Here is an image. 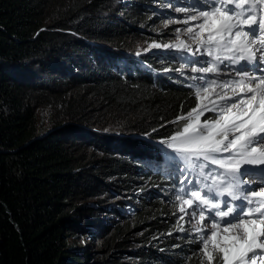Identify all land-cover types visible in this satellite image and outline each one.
I'll list each match as a JSON object with an SVG mask.
<instances>
[{"label":"trees","instance_id":"trees-1","mask_svg":"<svg viewBox=\"0 0 264 264\" xmlns=\"http://www.w3.org/2000/svg\"><path fill=\"white\" fill-rule=\"evenodd\" d=\"M120 1L0 0V264L89 262V249L68 236L89 231L83 226L102 211L84 203L105 191L100 177L126 191L148 177L190 187L186 174L166 178L154 164L189 168L161 141L187 122L172 123L196 107L195 88L173 72L175 53L131 51L153 21L145 15L153 0ZM150 194L107 243L104 262L138 231L141 264H199L197 239Z\"/></svg>","mask_w":264,"mask_h":264},{"label":"snow or ice","instance_id":"snow-or-ice-1","mask_svg":"<svg viewBox=\"0 0 264 264\" xmlns=\"http://www.w3.org/2000/svg\"><path fill=\"white\" fill-rule=\"evenodd\" d=\"M175 11L191 13L171 21L188 25L183 29L188 41L177 35L176 43L150 47L205 57L185 64L191 72L211 74L186 77L201 81L188 85L198 103L172 122L187 121L181 130L161 141L173 159L198 167L202 178L179 188V211L196 221L198 252L208 264L217 257L218 264H264V0H183ZM207 112L216 115L201 121ZM250 175L261 187L251 188ZM225 194L230 199L221 200Z\"/></svg>","mask_w":264,"mask_h":264},{"label":"rangeland","instance_id":"rangeland-1","mask_svg":"<svg viewBox=\"0 0 264 264\" xmlns=\"http://www.w3.org/2000/svg\"><path fill=\"white\" fill-rule=\"evenodd\" d=\"M133 2V0H129V3ZM127 0H122L118 4H126ZM152 4L148 6L147 13L145 14L147 18L152 19V23L149 26L144 27L141 26V33L144 40L136 44V47L131 50L134 53H147L153 50H162L165 53H175L174 58L171 61L172 67H174L173 72L176 74H180L183 77L189 76H201L204 75L206 78H211V74H202V73H194L190 71V64H185V59H206L205 57H192L191 53L178 51L173 48H151L150 45L152 43H159L161 45L166 43H176V36L179 35L180 39L188 41V36L184 34L183 29H185L188 25L183 23H176L171 21H179L183 20L186 15H191V13H182L175 11L176 6H183V0H153ZM195 23V22H193ZM167 24V26H165ZM170 29L166 32V30ZM180 29L181 31L177 33L175 30ZM195 48V45H193ZM227 63V61L225 62ZM243 63V62H242ZM239 67V66H237ZM251 67V66H249ZM223 68V65H221ZM227 76H221V79H227ZM192 83L193 86L201 84L199 79L191 80L187 79ZM212 113L207 112L204 114ZM215 114V113H214ZM216 115V114H215ZM201 117V121L203 117ZM37 119L39 124H43L44 127H47V124L50 119V111L49 109L42 108L37 113ZM167 151L170 154H174L170 149H167L165 144H163ZM101 155V154H99ZM158 163V162H155ZM154 166H159L163 168V176L168 178V175L173 172V174H186L189 177V180L195 182L198 178L196 175L195 169L185 168L179 162H170L164 163V165L154 164ZM183 166L184 171H178V168ZM210 167H215L210 165ZM244 167H249L245 165ZM243 171V168H242ZM255 171V170H253ZM166 173V174H165ZM148 180H144L143 178H136L137 182L132 184L131 191L121 190L117 188V185L120 183L114 182V178H110V180H105V178L100 177L99 179L104 184V192H101L100 196L93 197L89 201H84L86 205L97 204L98 207L102 209L98 216L93 219H88V224L84 225L89 229V231L85 230L83 233L77 232V236H68V245L72 246L75 249H89V253H91L92 257L90 261L86 264H141V260L137 259L136 254L133 253L135 249L143 246L142 242H138V239L142 238V235L137 232L133 234L132 239L135 241H130L123 248L118 249V252H113L115 254L111 255V262H104L103 258V249L107 245V243L113 242L116 240L118 234L116 235L117 229L120 227H125L126 225L132 224L134 219L137 217L139 211L142 206L138 205L140 197H143L147 193H151L149 196L160 198L161 203L168 207L172 213H174L176 217L177 224L179 227H183L184 231L193 235L196 238V234L192 228V224L196 223V221L192 220V218L184 213L179 211L178 205L180 201L176 199V196L179 195L178 185H171L169 183L162 184L161 182L155 180L157 184H153L151 179L152 177H148ZM169 182V180H167ZM185 186V183H183ZM182 184V185H183ZM249 184H251L252 189H258L261 187L260 180L249 177ZM139 187H143L145 189H138ZM247 187V185H245ZM144 190H146L144 193ZM155 195H152V194ZM221 200L230 199L226 194L220 197ZM120 202V205L117 203ZM234 203H240L239 201H235ZM108 208H117L118 212L114 210H108ZM186 212H191L192 209L188 208L185 205ZM184 216L183 220L179 218ZM208 220L206 219L203 224L208 225ZM129 225L128 227H131ZM199 226V225H198ZM85 229V228H83ZM210 231V229H208ZM197 239V238H196ZM200 244V243H199ZM132 246V247H130ZM200 246V245H199ZM200 248V247H199ZM199 264H208L207 260L203 258L202 254L199 253L198 256ZM154 262L151 260H146L143 264H153Z\"/></svg>","mask_w":264,"mask_h":264}]
</instances>
